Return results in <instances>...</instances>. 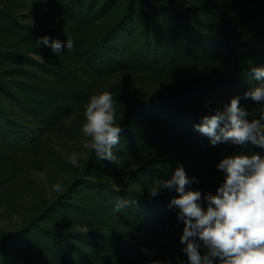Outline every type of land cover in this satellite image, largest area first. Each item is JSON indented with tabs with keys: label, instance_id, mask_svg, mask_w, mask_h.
<instances>
[{
	"label": "trees",
	"instance_id": "16d2710c",
	"mask_svg": "<svg viewBox=\"0 0 264 264\" xmlns=\"http://www.w3.org/2000/svg\"><path fill=\"white\" fill-rule=\"evenodd\" d=\"M44 35L74 46L37 48ZM260 65L264 0H0V264L186 259L177 194L149 190L182 164L199 179L188 187L215 192L221 154L243 149L213 147L193 125L255 86L247 74ZM103 91L122 127L118 159L89 152L71 167L56 145L83 136L84 105ZM36 173L63 174L64 191L40 194ZM120 199L129 204L117 213ZM14 217L20 226L5 230ZM143 237L154 254L142 256Z\"/></svg>",
	"mask_w": 264,
	"mask_h": 264
},
{
	"label": "clouds",
	"instance_id": "9594fccd",
	"mask_svg": "<svg viewBox=\"0 0 264 264\" xmlns=\"http://www.w3.org/2000/svg\"><path fill=\"white\" fill-rule=\"evenodd\" d=\"M35 45L59 54L65 48L71 50L74 43L71 38L62 42L44 35ZM247 75L257 82L255 86L242 97H231L222 108L205 114L193 125L213 147L226 144L243 149L221 154L215 167L223 179L215 192L188 187L198 184L199 179L189 177L182 164L149 190L151 197L158 196L162 189L177 194L169 200V207L175 210L176 222L183 225L179 243L186 259L179 264H264V155L253 151L264 150V65L253 66ZM242 98L259 105L255 114L241 105ZM65 123L70 125L71 121ZM121 132L112 93L90 96L81 125L83 137L88 138L83 147L94 152L98 161L115 163L118 157L113 149L120 143ZM80 156L72 151L67 160L77 167ZM52 191L63 192L64 188L55 183ZM128 204L126 199L117 200L113 211L119 213ZM141 252L154 254V250L145 248Z\"/></svg>",
	"mask_w": 264,
	"mask_h": 264
},
{
	"label": "rangeland",
	"instance_id": "374dc122",
	"mask_svg": "<svg viewBox=\"0 0 264 264\" xmlns=\"http://www.w3.org/2000/svg\"><path fill=\"white\" fill-rule=\"evenodd\" d=\"M114 83V82H113ZM134 91L132 87H128L127 89L124 90V93L128 94L129 92ZM115 108L117 109V106L115 105ZM88 138L86 137H81L79 140H69L66 142H62V145H56V147L60 150L64 151V160H67V157L70 155L72 151H77L81 154L80 159H79V165L77 167H80V165L83 163L84 158L87 156L89 151L83 147V144ZM69 163V162H68ZM70 164V163H69ZM71 167H73L70 164ZM76 168V167H74ZM34 178L36 180L37 185L39 186L40 194L46 196L48 199L56 195L58 192L52 191V185L55 183H60L62 186L65 183V176L62 175H57V176H52L49 173H36L34 174ZM22 220L18 217L12 218V220H6L2 226L4 227L5 230H13L17 227L20 226ZM138 244L141 252V248L148 249L151 243V239L149 237H143L138 239ZM142 256H147L144 253H142ZM147 258V257H146ZM162 258V256H161ZM140 264V263H136Z\"/></svg>",
	"mask_w": 264,
	"mask_h": 264
}]
</instances>
